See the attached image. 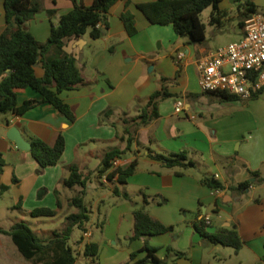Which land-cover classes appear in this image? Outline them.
I'll return each mask as SVG.
<instances>
[{"label": "crops", "instance_id": "obj_1", "mask_svg": "<svg viewBox=\"0 0 264 264\" xmlns=\"http://www.w3.org/2000/svg\"><path fill=\"white\" fill-rule=\"evenodd\" d=\"M153 1H119L108 12V29L102 38L92 40L86 33L65 43L64 51L75 58L87 83L60 94L75 113L73 122L49 103H40L22 116L0 114V152L5 160L0 186L9 187L5 193H12V207L20 204L23 212L41 207L55 209L54 190L59 191L62 205H68L71 196L62 194L60 184L68 176L67 167L76 164L83 174H92L100 168L98 166L106 152L114 148L125 150L126 140H121L125 127L123 120L135 117L139 108L160 87V80L165 78L169 80L167 91L183 99V112H174L176 120H173L172 115L163 112L159 105V117L136 130L135 141L126 151L131 155L126 157L124 154L118 160L120 168L137 160L135 172L125 184L117 183L116 176L111 180L121 187H112L115 201H121L118 206L122 208L115 217V236L123 237L128 245L115 254L113 250L107 253L104 264H131L130 255L145 243L156 250L154 255L158 259H165L168 254V262L174 260L176 252L182 253L183 256L176 258L175 264H264V181L260 176L259 182L253 177L250 181L252 185L244 191L233 189L229 181L241 170L252 178L251 172L260 171L264 166V85L254 98L237 100L245 103V118L238 120L237 125H231L232 129L230 125H221L226 116L224 110L218 118L211 120L204 118L203 113H195L192 105L198 99L195 87H199L196 61L210 51L200 47L197 55H193L190 49L179 52L183 54L180 62L176 59L179 53L159 54L158 49L168 48L178 40L171 26L151 25L137 8L138 4ZM236 1L241 4L244 0H221L218 3L221 17L234 11ZM248 1L254 4L256 12L264 14V0ZM40 2L41 11L27 22L26 29L42 43L47 40L51 26L57 24L58 16L68 13L75 4L91 6L93 0ZM47 10H55L56 14L49 17ZM125 11L134 16L137 32L132 36L120 19ZM237 19L242 38L244 32L239 25L240 14ZM6 27L4 0H0V35ZM148 67L151 69L147 71ZM34 73L36 77L43 76L41 63L35 65ZM16 94L18 105L27 100L41 99L39 93L31 88L17 90ZM200 95L215 101L213 96L202 92ZM107 108L113 109L112 116L99 123V114ZM12 126L18 128L26 141L38 138L49 146L62 134L65 149L59 162L38 171V164L31 153L18 150L6 138V131ZM246 134L247 138L244 137ZM228 144L231 147L235 144L236 150L229 149ZM215 145L219 156L213 151ZM205 147L209 149L208 156L205 155ZM181 152L186 153L187 160L194 162V167L166 168L160 161L149 157L150 154L171 156ZM233 153H236L235 162L226 158ZM219 163L224 166L228 178L218 177L224 189L216 193L201 183V165L208 167L212 164L217 168ZM106 179L102 182L106 183ZM75 191L78 193L80 188ZM123 193L128 194L130 200H125L121 196ZM144 199L147 204L143 203ZM142 205L154 220L172 226V230L130 240L134 232L133 211ZM205 215L210 218L206 228H214V232L219 228L235 230L243 242L242 248L235 252L204 238L196 226H200ZM109 242L115 244L111 240ZM145 255L146 252H142L136 259Z\"/></svg>", "mask_w": 264, "mask_h": 264}, {"label": "trees", "instance_id": "obj_2", "mask_svg": "<svg viewBox=\"0 0 264 264\" xmlns=\"http://www.w3.org/2000/svg\"><path fill=\"white\" fill-rule=\"evenodd\" d=\"M122 0H93L91 6L75 4L66 14L58 16L56 25L51 26L49 36L45 42H38L26 29V24L38 12L41 11L40 0H4V10L7 27L0 35V114H13L15 116L24 115L40 103L51 104L67 120L73 122L76 118L71 107L65 103L60 94L64 91L74 90L84 86V81L76 60L67 54L63 47L71 39L79 38L86 33L92 40L103 37L108 29V12L117 2ZM221 0H155L149 3L138 4L137 8L143 13L151 25L171 26L178 37L188 36L190 43L201 45L205 39V27L200 22L199 15L208 7H212L211 22L217 21L222 12L218 8ZM243 12L240 14L239 25L243 28L244 21L254 12L256 7L248 0L241 3ZM49 17L56 14L55 10H47ZM120 19L125 26L127 33L132 36L137 32L133 14L125 11ZM41 63L44 74L36 77L34 67ZM167 79L160 80V87L153 92L147 102L138 110V114L131 119H124L123 135L121 140H126V149H111L106 152L101 159L98 174H103L111 169L108 179L115 176L116 182L125 184L126 179L131 176L136 169L137 160L134 159L125 168H114L112 162L121 159L126 151H129L135 141L136 130L147 126L150 122L159 117V103L173 94L167 91ZM31 88L41 96L40 100H27L22 105L17 103L16 91ZM218 98L220 102L237 101L239 98L227 94L226 92L203 93ZM255 94L251 98H254ZM113 109L107 108L99 114V123L106 122L112 116ZM134 128V131H132ZM31 150L29 151L38 164V171L56 165L65 149V139L59 134L52 146L47 145L41 139L31 138ZM150 158L160 161L166 168L173 167H194V162L187 160L185 152L171 156L162 154H150ZM5 160L0 152V176L3 173ZM68 176L61 180L64 188H80V191L69 199L68 205L76 209L65 217L66 225L61 230H53L47 237H39L24 222L15 223L10 229L0 227V235L9 237L21 256L33 264H76V257L68 240L73 229L82 227L89 220L87 207L84 204L86 186L91 178V173L83 174L76 164L67 167ZM251 176L259 179V171L251 172ZM201 183L212 190H222L224 186L213 177L204 176ZM250 181L240 182L232 187L237 191L247 190ZM9 189L8 186H0V201L3 194ZM56 197V208L47 207L34 208L28 212L31 218H53L62 207L59 198V191L54 190ZM125 200H130L126 193L121 195ZM144 204L148 201L144 199ZM12 209H21V205H15ZM134 232L129 238L136 240L147 236L160 235L172 230V226H165L154 220L145 210L144 205L134 209ZM203 221L196 229L198 232L213 244L232 248L238 252L242 246L238 233L233 229L219 228L213 233L206 231ZM264 231V225H263ZM264 247V242H263ZM156 250L144 244V246L130 255L131 264H175L182 253L176 252L174 260L168 262V254L165 259H158L154 252ZM168 252L171 250L167 249ZM146 252L145 257L136 259L137 256ZM99 253L97 243L85 245L84 255L96 258ZM264 260V257H263Z\"/></svg>", "mask_w": 264, "mask_h": 264}, {"label": "rangeland", "instance_id": "obj_3", "mask_svg": "<svg viewBox=\"0 0 264 264\" xmlns=\"http://www.w3.org/2000/svg\"><path fill=\"white\" fill-rule=\"evenodd\" d=\"M233 5L234 11L230 12L228 16H223L225 18L220 17L214 22H211V14L213 12L212 7H208L203 10V12L199 15L200 22L205 27V39L201 45L191 44L188 36H177L178 41L175 44H171L168 48L163 47L158 49V43L156 42L155 47L158 49V53L161 55H176L179 52H184L185 50L190 49L193 55H197L200 47H205L209 51H216L219 48L226 47L232 42L238 41L241 38V30L237 24V17L243 12V8L239 1H236ZM239 11H241V13H239ZM221 18H223V20H221ZM149 68L150 67L147 68V71ZM190 73L191 76H193L192 71H190ZM195 89L198 93V99L194 100L192 110L195 113H203V117L207 120L218 118L220 112L224 110L226 111V116L221 125H230V129H232L231 125L235 126L238 124V120L245 118L243 116L244 102L234 101L230 103H222L216 97H214L215 101H210L207 100L206 95H200L201 91L199 92V87H195ZM177 100H182L183 102L182 98H177L176 95H173L159 103L160 109L163 112L172 115L173 120H176V116L174 115V104ZM244 137L247 138V134L244 135ZM144 138L145 137H143V139ZM227 146L229 149L233 148V150H236L235 144L233 147H231L230 144ZM203 149L206 153L205 155L208 156L209 149L206 147ZM140 150L144 151L141 147ZM213 151L216 156H219L216 145L214 146ZM130 155L131 154L129 152H125L126 157H129ZM198 157L201 158V155ZM235 157L236 153H233L232 156L226 158L235 162ZM198 161H200L199 158ZM93 163H95V161ZM98 167H100V165ZM201 167L203 177H214L215 173H217L218 177L221 175L224 178H228L224 166L220 163L217 165V168L212 164H208V167L201 165ZM110 172L111 169H108L103 174H98V169L96 168L86 186L84 204L88 210L89 220L85 222L82 227L76 226L68 240V245L71 247L73 254L76 257V264H104L105 255L107 253H112L113 250L115 254L117 251L120 252L123 246L128 245V241L123 237L117 238L115 236V217L122 210V208L118 206L121 201H115L116 199L112 193V187L115 185L118 186L119 189L121 187L107 178ZM259 176L264 181V166L261 167ZM104 178H107L106 183L102 182ZM245 179L251 181L253 180V177L248 178L245 171L241 170L240 173H237L232 180H229L230 185L235 187ZM76 189L78 188L74 187L69 189L62 187V194H67L73 197L77 194L75 191ZM12 205V193L7 192L3 195L0 201V227L10 229L15 223L24 222L39 237H47L53 230L63 229L66 225L65 217L76 212L74 207H70L64 203L57 215L53 218H31L21 209H12ZM98 225L101 227L99 228ZM85 232L90 233V236L85 237ZM110 240L115 242V244H110ZM0 243V264H33L21 256L9 237L0 236ZM88 243L98 244L99 253L96 258L86 257L84 255L85 245Z\"/></svg>", "mask_w": 264, "mask_h": 264}, {"label": "built area", "instance_id": "obj_4", "mask_svg": "<svg viewBox=\"0 0 264 264\" xmlns=\"http://www.w3.org/2000/svg\"><path fill=\"white\" fill-rule=\"evenodd\" d=\"M243 32L238 41L197 59L198 86L202 93L226 92L245 101L261 90L264 85V14H251L244 21ZM182 57L179 53L177 61L180 62ZM183 105L182 100H177L174 112L182 113ZM118 160L112 162L114 168L119 167ZM213 178L217 180L218 175ZM202 221L209 225L210 218L205 215ZM84 236L89 237L90 233L85 232Z\"/></svg>", "mask_w": 264, "mask_h": 264}, {"label": "water", "instance_id": "obj_5", "mask_svg": "<svg viewBox=\"0 0 264 264\" xmlns=\"http://www.w3.org/2000/svg\"><path fill=\"white\" fill-rule=\"evenodd\" d=\"M5 136L9 141L14 143L15 147L18 150H21V151H30L31 150V143L26 141L22 137L20 131L18 130V128L16 126L9 127L5 133ZM206 230L209 233L214 232V228H211V227H207Z\"/></svg>", "mask_w": 264, "mask_h": 264}]
</instances>
